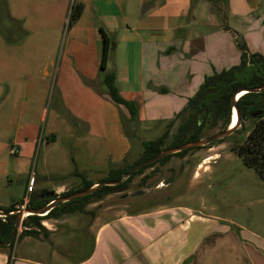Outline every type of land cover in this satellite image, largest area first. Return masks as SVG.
<instances>
[{"label":"crops","instance_id":"crops-1","mask_svg":"<svg viewBox=\"0 0 264 264\" xmlns=\"http://www.w3.org/2000/svg\"><path fill=\"white\" fill-rule=\"evenodd\" d=\"M1 2L7 33H0V91L6 90L0 99L5 113L25 122L27 137L16 142L31 160L38 138L30 129L50 117L47 144L56 145L58 137L74 140L72 146L56 148L64 164L71 153H82L78 163L72 158V170L50 178L47 173L64 167H49L46 155L43 170L37 172L36 166L30 174L33 191L27 192L29 178L22 201L12 199L16 208L46 190L60 198L84 182H104L111 171L131 164L126 122L137 123L140 135L161 125L163 135L166 123L176 118L207 76L240 63L243 46L249 54L264 56V0ZM77 3L84 10L69 28ZM107 74H115L125 100L139 105L135 123L125 107L111 100L104 84ZM46 180L53 184H40ZM105 200L85 208L89 213L100 207L90 223L83 221L89 214L43 221L47 237L17 240L20 256L15 245L12 257L4 251L9 248H0V264H245L241 242L247 238L231 229H240L238 225L222 226L216 219L217 224L203 231L175 228L165 216L126 213L104 207ZM254 241L257 250L264 247L258 238Z\"/></svg>","mask_w":264,"mask_h":264},{"label":"rangeland","instance_id":"rangeland-1","mask_svg":"<svg viewBox=\"0 0 264 264\" xmlns=\"http://www.w3.org/2000/svg\"><path fill=\"white\" fill-rule=\"evenodd\" d=\"M1 14L0 33H7L6 26L2 24V21L5 20V17L3 18L5 13ZM16 29L19 27L17 26ZM3 91L4 88L0 93ZM182 120L183 118L166 123L168 126L165 128V132L166 130L170 132L167 144L172 141ZM24 123L19 122L17 118L12 119L10 113H5V106L0 99L1 206H10L12 199L22 201L30 174L36 170V166L37 172L43 170V158L46 155L49 167H64L61 172L47 173L48 178L52 175L58 177V175L68 173L73 169L72 158H76V163H78V158L82 156L80 151L71 153L64 164L65 160L61 157L63 154L56 148L63 149L66 145L72 146L74 140L70 142L71 139L58 137L56 145L50 143L51 141L47 144L46 140L49 139L48 131L50 129L49 117L47 122L44 120L33 129L27 128V131L29 129L32 131L33 137L38 138L35 155L29 160L28 157H25L24 148L16 142L19 139L25 141L27 139L23 136L24 132L22 131ZM255 124L256 120L254 119L244 120L238 130L223 141L212 143L201 150H193L184 157H174L164 165L158 164L153 169L146 170L143 175L133 179L129 189L125 192L113 194L114 197L111 199H104V207L112 206L130 214L153 212L156 213V216H165L166 220H172L175 228L183 225L184 228L191 227L193 230L199 228L203 231L213 223L219 222V225L228 227L226 222H230L242 229L243 232H239L240 229L237 227L233 226L234 229L229 227L235 232L238 230V237L243 233L246 235L243 238H247V240L241 242V246L244 245L242 257L245 264H264V247L260 246L257 250L254 241L256 237L264 242V180L260 178L254 168L246 166L233 151L235 146L243 144ZM160 126L154 128L150 133L140 135L137 123L135 125H130L129 122L125 123V130L131 137L133 147L128 162L133 164L139 159L145 140L153 141L162 136L159 130ZM222 131L221 127L207 128L203 132V139ZM14 147H18L19 154L13 156L10 151ZM144 176H150V178L142 183ZM68 179L70 182L79 181L78 178ZM44 183L46 185L53 184L50 180L40 182L41 185ZM137 192H142V195L133 197L132 195ZM70 217L74 216H67V218ZM151 218L155 219L156 217ZM165 218L163 219L165 220ZM83 219L85 223L92 221L91 216H86ZM52 223L53 220H49V228H53ZM15 246V253L18 256L22 255L21 246L17 244V241ZM23 248H26V245ZM4 251L13 254L10 249Z\"/></svg>","mask_w":264,"mask_h":264},{"label":"trees","instance_id":"trees-1","mask_svg":"<svg viewBox=\"0 0 264 264\" xmlns=\"http://www.w3.org/2000/svg\"><path fill=\"white\" fill-rule=\"evenodd\" d=\"M2 4L3 2H0V8H2ZM83 10V4H74L70 14L69 28L79 20ZM102 34L105 38L103 31ZM9 42L16 43L17 41L13 42L10 39ZM106 60L107 48L105 46L103 67L105 66ZM104 84L111 100L118 106L125 107L130 114V122L135 123L138 120L139 105L136 102L127 101L121 96L116 85L115 74L105 75ZM262 87H264V57L259 54H249L245 46H243L240 63L228 70L207 76L196 94L188 100L186 106L177 114L174 120L178 121L182 118L183 120L178 125L172 141L169 144H167L169 138L168 131L156 140L143 142V152L139 159L133 164L125 165L111 171L104 181H119L123 175L132 169L155 158L167 149L181 147L191 142L202 140L204 138L203 132L207 128L221 127L225 131L231 124V100L233 95L239 90ZM237 105L241 114L240 125L242 121L248 119L256 120V124L247 135L243 144L235 146L233 151L243 160L246 166L254 168L260 178L264 180V92L246 93L238 100ZM203 148L205 147L193 150H201ZM193 150H187L165 157L155 164L144 167L130 175L118 186H105L88 196L76 198L66 203H59L45 213L46 215L44 217H40L39 215L28 216L22 222V233L17 238H14L7 248L13 251L16 241L24 237H32L38 240L41 235L47 237V230L42 224L45 220H57L65 215L75 214H89L94 219L100 207L88 213L85 211V208L89 204L101 202L110 195L125 192L129 189L133 179L143 175L146 170L153 169L158 164L164 165L174 157H184ZM149 178L150 176H144L142 183H145ZM92 187V184L84 182L80 187L62 194L60 198L69 197ZM57 199L58 197L53 192L46 190L32 195L27 209L35 211L42 210ZM16 205L18 203L14 202L7 208L0 207V212L8 215L6 222L0 220V243L8 242L14 234L16 216H10L9 213L16 210ZM0 248L4 247L0 246ZM9 257H12L11 253Z\"/></svg>","mask_w":264,"mask_h":264},{"label":"water","instance_id":"water-1","mask_svg":"<svg viewBox=\"0 0 264 264\" xmlns=\"http://www.w3.org/2000/svg\"><path fill=\"white\" fill-rule=\"evenodd\" d=\"M262 93L264 92V87L262 88H252V89H243V90H239L237 91L231 100V104H232V115L234 110L237 113V118H238V122L237 125L234 128H231V126L228 127V129H226L225 131H222L220 133H217L213 136H210L206 139H202L196 142H191L189 144H186L184 146L181 147H175V148H170L167 149L163 152H161L158 156H156L155 158L135 167L134 169H132L130 172L126 173L125 175L122 176V178L119 181H104L101 182L100 184H97L96 186H93L92 188L86 190V191H82V192H78L76 194H73L69 197H62V198H58L57 200H55L54 202H52L49 206L45 207L42 210H30V209H24V210H20L16 216V224H15V230H14V234L13 236L10 238V240L6 243H0V246L3 247H8L10 245V242L14 239L18 237V232L20 227L22 226V222L25 218H27L30 215H42L47 213L48 211H50L52 208H54L57 204L59 203H66L69 202L73 199L76 198H80V197H84V196H88L92 193H94L95 191H97L98 189H101L102 187L105 186H118L121 183H123L130 175H132L133 173H136L137 171L141 170L144 167L150 166L152 164H155L157 162H159L161 159L171 156V155H175L187 150H193V149H197V148H201V147H206L212 143L224 140L226 138H228L229 136L233 135L238 128L240 127V122H241V114L237 105L239 98V95L241 93ZM142 195V192H137L135 194H133V197Z\"/></svg>","mask_w":264,"mask_h":264},{"label":"built area","instance_id":"built-area-1","mask_svg":"<svg viewBox=\"0 0 264 264\" xmlns=\"http://www.w3.org/2000/svg\"><path fill=\"white\" fill-rule=\"evenodd\" d=\"M10 154L11 155H18L19 154V149L18 147H14L13 149H11L10 151ZM34 183H35V180L33 177H30L29 179V182H28V188H27V192L28 193H31L33 191V188H34ZM27 204H28V200L27 198L25 199V201L22 203L21 206L17 207L15 211L9 213L10 216H17L18 212L20 210H24V209H27ZM46 214H42V215H39L40 217H44ZM7 217L8 215L4 214V213H1L0 212V220H2L3 222H6L7 220Z\"/></svg>","mask_w":264,"mask_h":264},{"label":"bare ground","instance_id":"bare-ground-1","mask_svg":"<svg viewBox=\"0 0 264 264\" xmlns=\"http://www.w3.org/2000/svg\"><path fill=\"white\" fill-rule=\"evenodd\" d=\"M244 94H245L244 92L241 93L239 95V98H241ZM237 122H238L237 113L234 110L233 115H232V118H231V124H230L231 128H234L237 125Z\"/></svg>","mask_w":264,"mask_h":264}]
</instances>
